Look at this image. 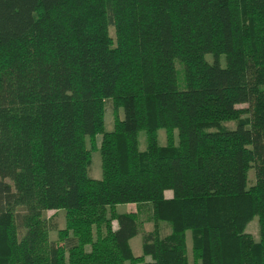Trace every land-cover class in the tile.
I'll return each mask as SVG.
<instances>
[{
    "label": "trees",
    "instance_id": "1",
    "mask_svg": "<svg viewBox=\"0 0 264 264\" xmlns=\"http://www.w3.org/2000/svg\"><path fill=\"white\" fill-rule=\"evenodd\" d=\"M188 230L192 264H264V0H0V264H190Z\"/></svg>",
    "mask_w": 264,
    "mask_h": 264
},
{
    "label": "rangeland",
    "instance_id": "2",
    "mask_svg": "<svg viewBox=\"0 0 264 264\" xmlns=\"http://www.w3.org/2000/svg\"><path fill=\"white\" fill-rule=\"evenodd\" d=\"M109 34L114 38V31L113 28H109ZM207 55V60L212 61V57L209 54ZM220 62L221 64H224V58L220 57ZM176 67L179 68V64H176ZM242 106H246V104H243ZM113 104L110 99H107L105 101V110H104V127L106 130H110L113 127V121H114V115H113ZM119 115H122V110H119ZM223 127L226 128H234L235 127V122L234 121H228L224 122L222 124ZM165 130L164 129H159L157 131V141L159 145H163L166 143L165 140ZM138 141H139V148L143 149L144 148V133L139 132L138 134ZM99 142H100V134L96 135L95 137V149L92 151L91 155V161L88 167V175L92 178H100L101 177V166H100V154L98 151L99 147ZM86 144L88 147H90V142L89 138H86ZM6 181H9L6 179ZM254 183V175H253V170H249L248 172V185H252ZM170 192L166 191V195H169ZM135 209V205L133 204H118L116 205V210L118 212H127V211H132ZM151 211V206L150 205H145L142 206V210L140 212V218L143 220L142 223V229L144 232L150 231L154 229V222L147 220V216L149 215ZM43 217L47 220L48 226H49V240L54 242L58 246H63L64 241L59 238L58 236V231L60 229H63L65 227V213L64 210H46L43 211ZM114 227L117 225L116 221L112 222ZM158 231L160 235H165L169 233L170 228L168 223L164 221H160L158 223ZM258 220L257 217H253L245 226V231L248 232L249 234L252 235L253 239L258 240L259 239V230H258ZM141 234H138L134 236L133 238L130 239V247L133 251L134 254H141L142 253V247H141ZM186 243H187V254H188V260L189 263H193L192 255H191V245H192V240H191V234L190 231H186ZM145 260H149V257L146 256ZM128 264V263H127Z\"/></svg>",
    "mask_w": 264,
    "mask_h": 264
}]
</instances>
